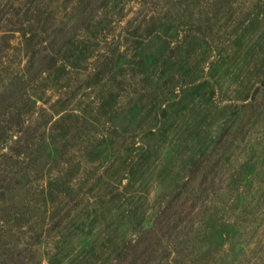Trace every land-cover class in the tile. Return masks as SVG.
Instances as JSON below:
<instances>
[{
    "label": "rangeland",
    "instance_id": "1",
    "mask_svg": "<svg viewBox=\"0 0 264 264\" xmlns=\"http://www.w3.org/2000/svg\"><path fill=\"white\" fill-rule=\"evenodd\" d=\"M2 36L0 264H264V0H0Z\"/></svg>",
    "mask_w": 264,
    "mask_h": 264
},
{
    "label": "trees",
    "instance_id": "2",
    "mask_svg": "<svg viewBox=\"0 0 264 264\" xmlns=\"http://www.w3.org/2000/svg\"><path fill=\"white\" fill-rule=\"evenodd\" d=\"M0 38H3L1 40V41H3L7 37L2 36ZM7 45H8V41L1 46L6 48V47H8ZM0 54H1V50H0ZM7 64H9L8 65V68H9L8 72L10 74H14L13 72H11V70L13 69L12 68L13 65H15L14 62L12 60L8 59ZM2 65L3 64H2L1 56H0V67H2ZM20 98H21V100L26 99V98L23 99L22 95H20ZM40 110H43V108H40ZM4 111H6V110H4ZM21 111H22V109H20V111H18L17 119L15 120L16 121L15 127H13L10 119L5 126H3L0 123V157L3 156L5 154L3 152H5L7 150L15 151L16 154L19 156L22 155V154H20L21 153L20 147L15 146L13 148H10V146H9V144L14 142L13 138L15 136V133L17 134L21 129V125L25 123V121L22 120L23 118L21 117V115H22ZM9 116L11 117V115H9ZM29 167H30L29 175L32 178V180L35 182V185H29V187L26 190V195L28 197L30 196V201L36 200L37 197L43 198L44 196H46L47 194H50V193H58V195H62L61 193L64 192L65 195H67V197H69L72 190L69 187L60 185L58 178L55 177L54 174L49 176V182H50L49 186H48V184L45 185L46 182H45V178L43 177V174H44L43 169L39 168L40 165L38 164L36 159L29 162ZM47 173L49 174L50 172L47 171ZM34 182H33V184H34ZM23 206L26 207V209L28 210L29 207H27L25 205H23ZM23 219H25V217L24 218L15 217L13 225L15 227L21 226ZM27 220H28V218H27ZM25 221H26V219H25ZM28 223H30V222H28ZM139 244H140V241L131 245L128 248L125 247L126 250L124 251V254L119 257L120 262L116 263V264H149L148 255L143 256V254L145 252H142L144 250L143 248L145 246H143V245L140 246ZM0 246L2 247L1 244H0ZM6 251H8L7 253L9 255H12L14 253H16V255H19L22 252L19 249L13 250L12 248H9V249L7 248Z\"/></svg>",
    "mask_w": 264,
    "mask_h": 264
}]
</instances>
